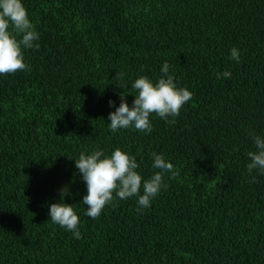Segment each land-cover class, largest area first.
<instances>
[{
  "label": "trees",
  "instance_id": "trees-1",
  "mask_svg": "<svg viewBox=\"0 0 264 264\" xmlns=\"http://www.w3.org/2000/svg\"><path fill=\"white\" fill-rule=\"evenodd\" d=\"M22 3L39 48L0 75V264H264V175L247 171L249 133L264 137V0ZM165 62L192 93L175 123L111 132L121 95L131 107L132 83L157 82ZM117 148L144 180L159 171L152 153L178 175L150 207L116 199L91 219L74 161ZM64 187L80 239L49 220Z\"/></svg>",
  "mask_w": 264,
  "mask_h": 264
},
{
  "label": "clouds",
  "instance_id": "clouds-1",
  "mask_svg": "<svg viewBox=\"0 0 264 264\" xmlns=\"http://www.w3.org/2000/svg\"><path fill=\"white\" fill-rule=\"evenodd\" d=\"M19 37V38H18ZM39 39L34 25L30 22L28 13L22 0H0V75H10L25 71L28 65L24 62L22 49H37L34 41ZM230 59L240 62L237 48L230 50ZM161 77L153 83L147 76L137 78L131 85L136 92L133 104L128 106L125 96L121 95V103L115 112L109 113V130L116 132L120 129L150 134L152 124L150 117L164 120L168 124L175 123L181 109L192 99V93L185 88H178L174 77L169 75V64L165 62L161 69ZM231 72L217 73V79H229ZM117 80H123V74H117ZM121 89L125 85L117 84ZM113 103L109 101V107ZM171 118V119H170ZM256 151H249L247 164L249 175L256 170L264 175V137L249 133ZM155 172L149 179L144 180L136 171L139 165L134 156H130L119 148L110 155L102 150H95L89 155L80 153L75 160L82 181L86 185L87 194L81 203L86 206L85 215L91 219H98L104 208L116 199L125 200L137 197L138 211L151 206V201L167 185L163 177L170 173V178L178 175L173 165L166 161L162 154L152 153ZM255 183V177L251 180ZM141 188L143 192L141 194ZM69 195L67 187L60 190V202L49 206V220L61 228L71 232L75 239L81 238L78 230L79 216L73 206L63 202L64 196Z\"/></svg>",
  "mask_w": 264,
  "mask_h": 264
}]
</instances>
